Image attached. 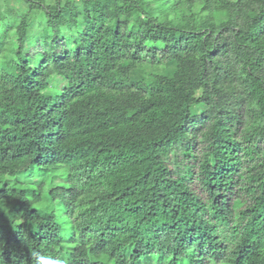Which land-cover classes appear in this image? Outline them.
I'll use <instances>...</instances> for the list:
<instances>
[{
	"label": "trees",
	"instance_id": "trees-1",
	"mask_svg": "<svg viewBox=\"0 0 264 264\" xmlns=\"http://www.w3.org/2000/svg\"><path fill=\"white\" fill-rule=\"evenodd\" d=\"M0 264H264V0H0Z\"/></svg>",
	"mask_w": 264,
	"mask_h": 264
}]
</instances>
